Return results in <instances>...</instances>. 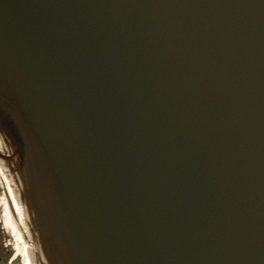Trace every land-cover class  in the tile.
<instances>
[{
    "label": "water",
    "instance_id": "water-1",
    "mask_svg": "<svg viewBox=\"0 0 264 264\" xmlns=\"http://www.w3.org/2000/svg\"><path fill=\"white\" fill-rule=\"evenodd\" d=\"M0 177L25 264H264V0H0Z\"/></svg>",
    "mask_w": 264,
    "mask_h": 264
},
{
    "label": "flooded vegetation",
    "instance_id": "flooded-vegetation-1",
    "mask_svg": "<svg viewBox=\"0 0 264 264\" xmlns=\"http://www.w3.org/2000/svg\"><path fill=\"white\" fill-rule=\"evenodd\" d=\"M3 182L0 180V264H24L15 251L14 238L4 224L2 199L5 197Z\"/></svg>",
    "mask_w": 264,
    "mask_h": 264
},
{
    "label": "bare ground",
    "instance_id": "bare-ground-1",
    "mask_svg": "<svg viewBox=\"0 0 264 264\" xmlns=\"http://www.w3.org/2000/svg\"><path fill=\"white\" fill-rule=\"evenodd\" d=\"M0 180L2 181L1 177ZM3 217L4 224L9 228L13 238L15 251L18 255L22 256V262L25 264L27 255V244L25 243L21 230L19 229L18 223L12 213L8 198L2 199Z\"/></svg>",
    "mask_w": 264,
    "mask_h": 264
},
{
    "label": "rangeland",
    "instance_id": "rangeland-1",
    "mask_svg": "<svg viewBox=\"0 0 264 264\" xmlns=\"http://www.w3.org/2000/svg\"><path fill=\"white\" fill-rule=\"evenodd\" d=\"M1 190H4L5 192L4 185H3V188H1ZM5 198H7L6 192H5Z\"/></svg>",
    "mask_w": 264,
    "mask_h": 264
}]
</instances>
